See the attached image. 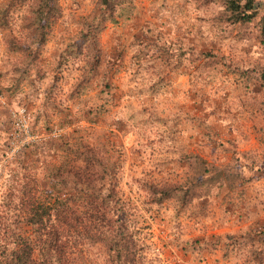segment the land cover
Instances as JSON below:
<instances>
[{
  "label": "rangeland",
  "instance_id": "obj_1",
  "mask_svg": "<svg viewBox=\"0 0 264 264\" xmlns=\"http://www.w3.org/2000/svg\"><path fill=\"white\" fill-rule=\"evenodd\" d=\"M30 1L0 0V9H8L10 17L9 26L0 29V143L6 145L0 156V191L8 179L5 160L19 156L21 150L29 154L40 181L38 160L43 152L58 161L63 156L60 142L89 143L95 156L115 160L117 193L138 210L131 220L139 228L143 246L138 264H239L241 257L227 244L226 234L264 227L263 175L230 188L227 182L211 183L209 192L195 190L196 197L184 207L175 197L151 202L143 184L183 183L181 157L188 153L197 154L223 174L239 164L232 151L264 152L257 131L264 116L252 117L254 106L246 99L259 93L255 72L264 69V49L254 26L218 19L221 9L216 3L129 0L126 15L106 22L99 33L103 56L94 78L99 76L103 82L76 89L82 62H62L58 69L56 62L65 44L78 37L81 18L96 8L94 0H57L61 16L41 47L39 67L47 74L41 80L35 79L31 67L19 76L24 54L15 40L22 39L21 16ZM148 28L153 29L152 36L147 35ZM159 36L189 45L194 64H209L220 76L225 87L211 107L221 116L214 134L201 128L193 131L185 121L203 115L193 93L196 88H190L188 67L164 71L158 66L154 73L149 66L153 59L147 57L152 54L147 51L150 48L134 56L141 44ZM226 62L235 64L233 70H245V78L227 73ZM20 109L29 133L45 142L42 147L36 148L35 141L16 147L11 143L12 112ZM203 116L208 124L211 115ZM12 137L19 135L13 132ZM100 143L105 150L98 151ZM88 257L93 264H104L99 246Z\"/></svg>",
  "mask_w": 264,
  "mask_h": 264
},
{
  "label": "trees",
  "instance_id": "obj_2",
  "mask_svg": "<svg viewBox=\"0 0 264 264\" xmlns=\"http://www.w3.org/2000/svg\"><path fill=\"white\" fill-rule=\"evenodd\" d=\"M17 1L24 3V0ZM200 1L218 4L221 9L216 14L218 19L231 24H252L264 49V0ZM128 2L94 0L96 8L81 18L78 37L70 40L60 51L56 69L62 62H82L79 76L75 79L76 89L103 82L99 76L94 78L103 56L99 33L106 22L113 23L116 17L126 15L125 3ZM26 4V14L21 16L24 33L21 40H15L17 49L24 54L19 76L31 67L35 69V79L41 80L47 75L39 67L41 47L50 37L52 25L59 21L61 11L57 0H31ZM9 20L8 9H0V29H6ZM152 33L153 29L148 28L147 35L152 36ZM152 39V43L141 44L134 56L138 57L141 49L150 48L147 51L152 54L147 57L153 59L149 66L154 73L158 72V66L164 71L188 67L191 70L190 88H196L193 93L195 98H199L200 113L211 117L208 124L200 114L185 121L193 131L201 128L205 133L214 134L212 129L221 122V116L211 107L225 87L220 76L209 64H194L196 58L189 45L161 36ZM225 65L227 73L245 78V70H233L235 64L229 62ZM255 81L264 89V69L256 70ZM208 90L211 94L206 93ZM259 93L246 96L254 106L252 117L264 116V97ZM257 131L264 142V123ZM36 141V148L45 144L40 139ZM58 145L63 152L60 160L55 161L48 153L40 155V181L35 176V167L30 164L29 154L24 150L19 152L21 156L5 160L8 162L5 165L9 166L5 188L0 191V264H93L88 255L98 246L104 254V264H138L143 246L137 236L139 228L131 221L138 210L129 207L117 193L115 160L109 162L108 156H95L89 143L60 142ZM5 147L0 143V156ZM98 148V151L105 150L106 145L100 143ZM232 155L239 159V164H235L234 170L221 174L212 163L197 154H185L181 157L185 174L183 183H148L143 184L144 189L151 194L153 203L175 197L184 202V207L196 197L195 190L207 193L211 183L219 186L227 182L230 188L239 183H250L259 174L264 176V152L257 155L250 151H232ZM226 239L241 257L239 264H264V227L241 229L226 234Z\"/></svg>",
  "mask_w": 264,
  "mask_h": 264
},
{
  "label": "built area",
  "instance_id": "obj_3",
  "mask_svg": "<svg viewBox=\"0 0 264 264\" xmlns=\"http://www.w3.org/2000/svg\"><path fill=\"white\" fill-rule=\"evenodd\" d=\"M1 99V98H0ZM13 116V128L14 131H10V137H11V143H14V147L16 146H25L33 141L38 140L37 139V134H30L29 130L27 128L26 121L24 119L23 115V109H20L17 114L15 112H12ZM13 132H16L19 135V138L12 137ZM10 139V138H9Z\"/></svg>",
  "mask_w": 264,
  "mask_h": 264
}]
</instances>
